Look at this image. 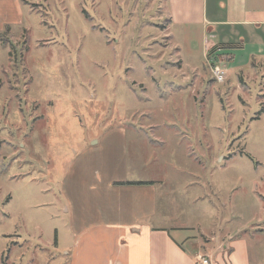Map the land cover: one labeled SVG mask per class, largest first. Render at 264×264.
I'll list each match as a JSON object with an SVG mask.
<instances>
[{
  "label": "rangeland",
  "instance_id": "rangeland-1",
  "mask_svg": "<svg viewBox=\"0 0 264 264\" xmlns=\"http://www.w3.org/2000/svg\"><path fill=\"white\" fill-rule=\"evenodd\" d=\"M164 2L0 0V264H69L60 183L111 130L127 180L158 182L157 227L264 264V54L216 82Z\"/></svg>",
  "mask_w": 264,
  "mask_h": 264
},
{
  "label": "crops",
  "instance_id": "crops-1",
  "mask_svg": "<svg viewBox=\"0 0 264 264\" xmlns=\"http://www.w3.org/2000/svg\"><path fill=\"white\" fill-rule=\"evenodd\" d=\"M164 1L163 31L175 27L206 33V61L215 52L229 72L264 54V0ZM125 145L122 131H109L76 154L60 183L70 214L69 264H198L199 257L212 264H262L247 247L238 249L231 243L228 247L232 236H203L201 241L184 235L176 238L157 227L158 182L127 180ZM227 252L229 258L221 261Z\"/></svg>",
  "mask_w": 264,
  "mask_h": 264
},
{
  "label": "built area",
  "instance_id": "built-area-1",
  "mask_svg": "<svg viewBox=\"0 0 264 264\" xmlns=\"http://www.w3.org/2000/svg\"><path fill=\"white\" fill-rule=\"evenodd\" d=\"M219 51V50H217ZM215 52L209 53L207 62L210 66L211 74L218 83H223L227 76V66L221 62L219 57H215ZM198 264H212L211 260L205 257H199Z\"/></svg>",
  "mask_w": 264,
  "mask_h": 264
},
{
  "label": "trees",
  "instance_id": "trees-1",
  "mask_svg": "<svg viewBox=\"0 0 264 264\" xmlns=\"http://www.w3.org/2000/svg\"><path fill=\"white\" fill-rule=\"evenodd\" d=\"M213 53V52H211ZM125 184H129L131 185L132 183H125ZM137 185H147V186H150V185H153L154 183H136Z\"/></svg>",
  "mask_w": 264,
  "mask_h": 264
}]
</instances>
